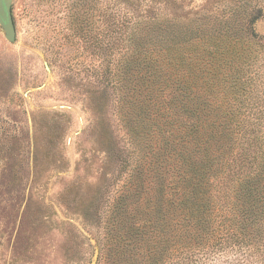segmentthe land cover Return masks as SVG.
I'll return each mask as SVG.
<instances>
[{"label": "trees", "instance_id": "16d2710c", "mask_svg": "<svg viewBox=\"0 0 264 264\" xmlns=\"http://www.w3.org/2000/svg\"><path fill=\"white\" fill-rule=\"evenodd\" d=\"M74 5L132 149L95 264H264V0Z\"/></svg>", "mask_w": 264, "mask_h": 264}, {"label": "rangeland", "instance_id": "374dc122", "mask_svg": "<svg viewBox=\"0 0 264 264\" xmlns=\"http://www.w3.org/2000/svg\"><path fill=\"white\" fill-rule=\"evenodd\" d=\"M75 2L12 0L16 42L0 27V264H93L127 177L114 153L132 149L112 92L91 75L94 58L69 24L81 15ZM93 13L82 15L90 26ZM255 30L264 37V17Z\"/></svg>", "mask_w": 264, "mask_h": 264}, {"label": "water", "instance_id": "95a60500", "mask_svg": "<svg viewBox=\"0 0 264 264\" xmlns=\"http://www.w3.org/2000/svg\"><path fill=\"white\" fill-rule=\"evenodd\" d=\"M0 27L5 40L9 43H15L16 28L12 15V0H0ZM96 258L97 250L95 248L93 264H95Z\"/></svg>", "mask_w": 264, "mask_h": 264}]
</instances>
